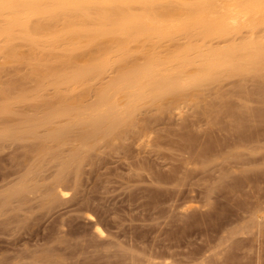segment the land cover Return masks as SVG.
Instances as JSON below:
<instances>
[{
  "label": "rangeland",
  "instance_id": "obj_1",
  "mask_svg": "<svg viewBox=\"0 0 264 264\" xmlns=\"http://www.w3.org/2000/svg\"><path fill=\"white\" fill-rule=\"evenodd\" d=\"M263 3L0 0V264H264Z\"/></svg>",
  "mask_w": 264,
  "mask_h": 264
},
{
  "label": "bare ground",
  "instance_id": "obj_2",
  "mask_svg": "<svg viewBox=\"0 0 264 264\" xmlns=\"http://www.w3.org/2000/svg\"><path fill=\"white\" fill-rule=\"evenodd\" d=\"M216 1V0H215ZM257 2H259V3H262V2H264V0H256ZM242 2V1H241ZM264 4V3H263ZM216 5V4H215ZM256 5H258V6H260L258 3L256 4ZM217 6H219V5H217ZM257 6V7H258ZM243 7H245L244 5H243ZM242 7V8H243ZM256 7V6H255ZM254 7V8H255ZM241 8V7H240ZM241 8V9H242ZM246 8V7H245ZM248 10H249V6H248V8H247ZM227 10H228V8H227ZM243 11H244V9H243ZM241 12V11H240ZM246 12V11H245ZM212 14V13H211ZM202 15V14H201ZM241 19V18H240ZM239 19V20H240ZM210 20V19H209ZM209 24H211V23H209ZM227 25V24H226ZM225 26V25H224ZM229 26V25H228ZM262 29V28H261ZM259 30V29H258ZM206 31V30H205ZM205 36V35H204ZM216 43V42H215ZM241 48V47H240ZM234 49H236V48H234ZM247 53V52H246ZM239 55V54H238ZM253 56V55H252ZM146 63V62H145ZM203 66V65H202ZM140 69V68H139ZM139 69H137V70H139ZM165 69V68H164ZM211 69V68H210ZM254 69V68H253ZM208 70V69H207ZM157 71H158V69H157ZM150 72H151V70H150ZM155 72V71H154ZM189 72V71H188ZM133 73V72H132ZM146 73V72H145ZM156 73V72H155ZM134 74V73H133ZM157 74V73H156ZM199 74V73H198ZM142 75V74H141ZM158 75H159V71H158ZM163 75V74H162ZM147 76V75H146ZM150 76V75H149ZM161 76V75H160ZM159 76V77H160ZM163 76H166V75H163ZM158 77V78H159ZM259 77H261V76H259ZM137 78H139L138 76H137ZM155 78V77H154ZM164 78V77H163ZM156 79V78H155ZM165 79V78H164ZM220 80V79H219ZM218 80V81H219ZM245 80V79H244ZM152 82V81H151ZM168 82V81H167ZM166 81L164 82L165 84L167 83ZM171 82V81H170ZM162 82L160 81V84H161ZM213 83V82H212ZM240 83V82H239ZM147 84H148V82H147ZM168 84V86H169V83H167ZM155 85H156V88H158V87H160V85H159V82H156L155 83ZM175 85H177V84H175ZM145 86V85H144ZM147 86V85H146ZM148 87V86H147ZM153 89H155V88H153ZM149 90V89H148ZM147 90V91H148ZM203 90V89H202ZM165 91V90H164ZM241 91V90H240ZM166 92V91H165ZM175 92V91H174ZM177 92V91H176ZM155 93V92H154ZM168 93V92H167ZM178 93V92H177ZM262 93V92H261ZM157 94V93H156ZM113 95V94H112ZM133 95V94H132ZM134 95H136V94H134ZM139 95V94H138ZM159 95V94H158ZM160 96V95H159ZM179 96V95H178ZM148 97V96H147ZM184 98V97H183ZM143 103V102H142ZM114 103H112V105H113ZM101 109V108H100ZM127 109V108H126ZM136 112V111H135ZM101 114V112H98V114ZM94 114V113H93ZM96 114H97V112H96ZM96 114H94V117H92V116H90V117H92V119H90L89 121H88V124L87 123H85L86 121H84V124H87V125H89V126H92L93 128H96V126H98L99 124H100V116L97 114V116H95ZM103 114V113H102ZM88 117V116H87ZM86 117V118H87ZM87 120V119H86ZM102 120V119H101ZM40 122V121H39ZM102 122V121H101ZM42 122H40L39 124H41ZM231 125V124H230ZM100 127V126H99ZM85 128V129H84ZM83 128V131H87L88 130V126L87 127H84ZM231 129V128H230ZM237 129V128H236ZM62 132V131H61ZM240 133V132H239ZM87 134V133H86ZM85 133L83 134L84 135V137H85V135H86ZM93 134V133H92ZM87 135H89V134H87ZM238 137V136H237ZM237 157V156H236ZM64 182V181H63ZM99 228V227H98ZM98 228H96V230L98 229ZM100 229H101V227H100ZM99 231V230H98ZM97 231V232H98ZM102 231V230H101ZM101 231H99V233L101 232ZM103 232V231H102Z\"/></svg>",
  "mask_w": 264,
  "mask_h": 264
}]
</instances>
